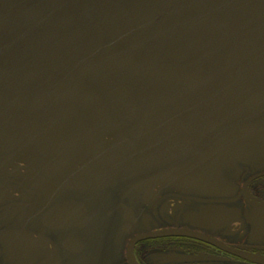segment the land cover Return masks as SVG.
<instances>
[{"label": "flooded vegetation", "instance_id": "1", "mask_svg": "<svg viewBox=\"0 0 264 264\" xmlns=\"http://www.w3.org/2000/svg\"><path fill=\"white\" fill-rule=\"evenodd\" d=\"M0 264H264V0H0Z\"/></svg>", "mask_w": 264, "mask_h": 264}, {"label": "rangeland", "instance_id": "2", "mask_svg": "<svg viewBox=\"0 0 264 264\" xmlns=\"http://www.w3.org/2000/svg\"><path fill=\"white\" fill-rule=\"evenodd\" d=\"M111 246V245H110Z\"/></svg>", "mask_w": 264, "mask_h": 264}]
</instances>
